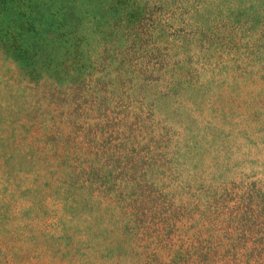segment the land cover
Here are the masks:
<instances>
[{
	"label": "rangeland",
	"instance_id": "rangeland-1",
	"mask_svg": "<svg viewBox=\"0 0 264 264\" xmlns=\"http://www.w3.org/2000/svg\"><path fill=\"white\" fill-rule=\"evenodd\" d=\"M0 264H264V0H0Z\"/></svg>",
	"mask_w": 264,
	"mask_h": 264
},
{
	"label": "trees",
	"instance_id": "trees-1",
	"mask_svg": "<svg viewBox=\"0 0 264 264\" xmlns=\"http://www.w3.org/2000/svg\"><path fill=\"white\" fill-rule=\"evenodd\" d=\"M120 104V103H119ZM133 177V175L131 176V178ZM132 179H135V178H132ZM227 194H228V192H227ZM257 195H261V191H258L257 192ZM218 199L220 200V199H222V200H227V199H225V198H223V194H221V196L220 197H218ZM216 200V201H219V200ZM259 240H261V239H259ZM261 242H263L262 240H261Z\"/></svg>",
	"mask_w": 264,
	"mask_h": 264
}]
</instances>
